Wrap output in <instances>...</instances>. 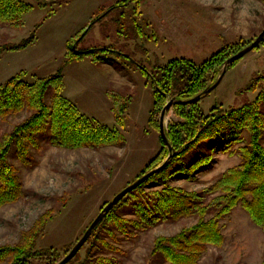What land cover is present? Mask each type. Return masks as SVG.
Listing matches in <instances>:
<instances>
[{
    "label": "rangeland",
    "instance_id": "1",
    "mask_svg": "<svg viewBox=\"0 0 264 264\" xmlns=\"http://www.w3.org/2000/svg\"><path fill=\"white\" fill-rule=\"evenodd\" d=\"M44 1L46 7L26 0L35 7L27 13L21 28L0 24V45L6 41L19 44L34 31L36 35L26 47L0 53V83L20 73L24 81L32 82L64 67V96L83 114L117 127L124 136L119 145L67 149L52 145L48 134H44L39 148L30 149L27 161L15 157L23 194L17 202L0 208V248L19 244L25 233L27 238L32 237L37 232L35 225L50 216L36 248H56L62 260V249L74 247L102 208L141 178L143 168L163 148L160 132L148 123L154 96L147 73L175 58L202 63L231 44L243 41L247 42L245 47L250 45L264 30V0H141L138 5L120 0L122 7L97 20L119 0ZM125 12L126 28L117 33L113 20L120 14L118 19L123 23ZM91 22L92 28L80 42ZM135 23L136 31L132 26ZM71 47L78 51L99 47L100 58L105 59L93 61L85 56L69 61ZM232 66L218 87L201 100L204 111L215 104L227 109L254 99L257 92L244 89L253 75L264 76V45ZM125 103L119 123L115 112ZM24 118L10 117L2 130L13 129ZM175 119L174 111L166 115V128ZM242 145L229 151L218 148L192 178L175 173L166 178L167 184L186 192L206 190L217 176L241 162L237 150ZM208 153V145L204 144L185 159L189 162ZM161 180L146 188L161 184ZM118 214L125 220H138L127 209L122 208ZM197 222V217L186 216L164 220L149 229L128 224L126 232L113 223L111 231L100 234L105 243L98 240L99 247L88 264H151L149 250L157 236L174 235ZM219 229L223 235L221 246H209L198 264H264V227L253 221L242 203L219 220ZM88 248L87 243L79 260L69 264L85 261ZM0 252V264H11L14 255Z\"/></svg>",
    "mask_w": 264,
    "mask_h": 264
},
{
    "label": "trees",
    "instance_id": "2",
    "mask_svg": "<svg viewBox=\"0 0 264 264\" xmlns=\"http://www.w3.org/2000/svg\"><path fill=\"white\" fill-rule=\"evenodd\" d=\"M129 1L122 0L126 4ZM140 1L132 0L137 5ZM35 2L39 7L47 6L44 0ZM122 2L119 0L110 5L106 8V13L104 11L103 16L95 20L116 12V7H122ZM34 7L26 0H0V24L21 28L25 16ZM53 14L54 12L50 13L48 17ZM119 16L117 14L113 20V29L117 26V33H122L128 17L126 12L123 13L121 23ZM93 23L86 28L80 42ZM135 25L137 23L132 25L134 29ZM132 32L130 29V33ZM35 38L34 31L19 44L11 45L12 43L6 41L0 45V53L24 48L33 43ZM244 44L247 45V42L231 44L202 63L175 58L166 65L157 66L152 73H147L154 96L148 120L151 128L160 132L161 112L172 98L188 101L200 96V100L191 104H175L167 113L168 116L174 111L176 116L166 128L175 154L169 157L170 151L160 136L162 150L146 164L139 177L157 170V167L160 169L124 197L99 223L87 242L89 248L85 261L78 264H88L91 261L99 247L98 240L105 243L100 239V234L111 231L110 225L113 223L126 232L128 224L138 229H149L164 220H176L186 216L198 218L193 226H184L174 235L157 236L149 250L151 264H198L209 246H221L223 235L219 229V220L229 215L240 203L253 221L264 227V76L253 75L244 89L246 92H257L250 101L227 109L215 104L208 112L200 106L204 91L217 82L225 62L242 50ZM261 45H264V41ZM101 50L99 47H89L78 51L71 47L69 61L85 56L92 57L93 61L105 59L100 58ZM63 70L64 67H61L56 74L32 82L24 81L20 73L0 83V208L17 202L23 194L15 157L23 162L27 161L30 149L39 148V139L44 134H48L52 145L67 149L100 148L119 145L124 141V136L117 127L111 128L83 114L73 101L64 96ZM124 105L126 103L120 104L119 110L117 108L118 111L115 112L119 123H122L121 117L126 110ZM17 115H25V118L17 122L13 129L3 131V123ZM241 143L244 145L237 150L241 162L217 176L206 190L186 192L184 188L167 184L166 178L175 173H185L192 178L193 173L207 162L213 151L220 147L229 151ZM204 144L208 145L209 153L187 162L185 158ZM165 161L167 162L163 165ZM160 179H163L161 184L146 188L148 184ZM122 208L136 214L138 220L122 218L118 214ZM50 219V216L48 220L46 217L41 219L35 225L37 232L32 237L27 238L25 233L19 244L0 248V251H10L14 255L11 264H58L61 261L60 250L53 247L43 250L36 248L37 241ZM65 248L62 252L66 256L73 247ZM109 249H112L111 246ZM79 254L80 252L71 262L79 260Z\"/></svg>",
    "mask_w": 264,
    "mask_h": 264
},
{
    "label": "water",
    "instance_id": "3",
    "mask_svg": "<svg viewBox=\"0 0 264 264\" xmlns=\"http://www.w3.org/2000/svg\"><path fill=\"white\" fill-rule=\"evenodd\" d=\"M263 41H264V30L259 34V36L250 45L246 46L244 49H242L238 53L231 56L225 62L224 70H223L221 76L218 78L217 82L213 86H211L210 88H208L207 90L204 91L203 95L206 96V95L210 94L213 90H215L218 87V85L221 83L222 79L224 78V76L228 70V67L232 66L237 61L244 58L247 54H249L250 52L255 50L257 47H259L261 45V43ZM199 100H200V96H198L192 100H188V101H181V100H178L177 98H172L171 100H169V102L163 108V110L161 112V117H160V135H161V138H162L165 146L168 147V149L170 151L169 157H171L175 153H173V148H172V146L168 140L167 133H166V122H165V120H166L167 113L171 110V108L175 104H191L194 102H198ZM159 169L157 168V170H159ZM157 170L151 171V172L143 175L141 178H139L138 180H136L132 184H129L122 191H120L118 194H116L114 196V198L102 208V210L100 211L98 216L93 220V222L87 228V230L83 234V236L77 241V243L74 245V247L71 249V251L58 264H69L74 259V257L81 251V249L87 244L88 240L91 238L94 230L99 225V223L103 221V219L115 208V206L124 197H126L129 193H131L133 190H135L141 184H143Z\"/></svg>",
    "mask_w": 264,
    "mask_h": 264
}]
</instances>
